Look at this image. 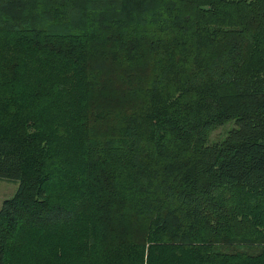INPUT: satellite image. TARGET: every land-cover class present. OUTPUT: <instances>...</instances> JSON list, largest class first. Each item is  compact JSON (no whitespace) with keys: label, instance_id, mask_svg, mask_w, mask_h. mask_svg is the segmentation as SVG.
I'll use <instances>...</instances> for the list:
<instances>
[{"label":"trees","instance_id":"16d2710c","mask_svg":"<svg viewBox=\"0 0 264 264\" xmlns=\"http://www.w3.org/2000/svg\"><path fill=\"white\" fill-rule=\"evenodd\" d=\"M0 179V264H264V0H0Z\"/></svg>","mask_w":264,"mask_h":264},{"label":"rangeland","instance_id":"374dc122","mask_svg":"<svg viewBox=\"0 0 264 264\" xmlns=\"http://www.w3.org/2000/svg\"><path fill=\"white\" fill-rule=\"evenodd\" d=\"M234 127H235L234 122H229L228 124L215 129L209 135V143H214L223 139L226 136V133ZM17 189H18L17 182L0 179V208L2 202L6 199L12 198L13 195L16 193Z\"/></svg>","mask_w":264,"mask_h":264}]
</instances>
